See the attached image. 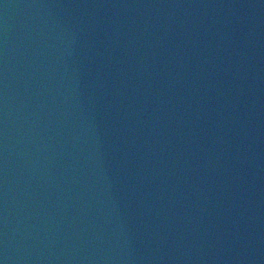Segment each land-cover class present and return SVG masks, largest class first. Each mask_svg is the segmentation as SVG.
Segmentation results:
<instances>
[{"label": "water", "instance_id": "95a60500", "mask_svg": "<svg viewBox=\"0 0 264 264\" xmlns=\"http://www.w3.org/2000/svg\"><path fill=\"white\" fill-rule=\"evenodd\" d=\"M0 264H264V0H0Z\"/></svg>", "mask_w": 264, "mask_h": 264}]
</instances>
